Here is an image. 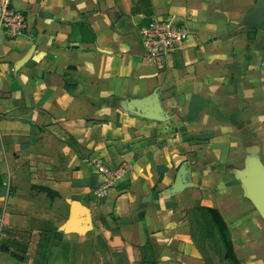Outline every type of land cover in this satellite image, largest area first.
Masks as SVG:
<instances>
[{"label":"crops","instance_id":"1","mask_svg":"<svg viewBox=\"0 0 264 264\" xmlns=\"http://www.w3.org/2000/svg\"><path fill=\"white\" fill-rule=\"evenodd\" d=\"M13 3L28 32H0V252L206 264L188 213L207 207L264 264V0ZM153 18L189 39L146 58Z\"/></svg>","mask_w":264,"mask_h":264},{"label":"built area","instance_id":"2","mask_svg":"<svg viewBox=\"0 0 264 264\" xmlns=\"http://www.w3.org/2000/svg\"><path fill=\"white\" fill-rule=\"evenodd\" d=\"M0 32L10 39L23 37L28 32L26 15L18 10L13 0H0ZM190 36L186 27L172 19L153 18L140 30L141 44L148 59L164 57L182 46ZM118 179L119 176H116ZM108 187L97 192L100 199L107 196ZM5 214L0 213V243L4 234Z\"/></svg>","mask_w":264,"mask_h":264},{"label":"trees","instance_id":"3","mask_svg":"<svg viewBox=\"0 0 264 264\" xmlns=\"http://www.w3.org/2000/svg\"><path fill=\"white\" fill-rule=\"evenodd\" d=\"M188 216L193 241L202 254L206 264L213 263L206 259L205 249L202 247L199 241L198 230L196 228L197 226L200 227L201 232H211L210 236L213 235L214 230L218 232L222 246L226 250L225 254L221 258L222 262H226L228 264H241L235 254L234 243L230 238L229 228L224 220L223 215L218 210L207 207H196L189 211ZM0 264L22 263L4 254L3 252H0Z\"/></svg>","mask_w":264,"mask_h":264},{"label":"rangeland","instance_id":"4","mask_svg":"<svg viewBox=\"0 0 264 264\" xmlns=\"http://www.w3.org/2000/svg\"><path fill=\"white\" fill-rule=\"evenodd\" d=\"M196 228L198 230L199 241L206 252V259L213 264H228L226 262H222L221 259L226 250L222 246L218 232L214 230L213 235L210 236L211 232H201L199 226Z\"/></svg>","mask_w":264,"mask_h":264},{"label":"water","instance_id":"5","mask_svg":"<svg viewBox=\"0 0 264 264\" xmlns=\"http://www.w3.org/2000/svg\"><path fill=\"white\" fill-rule=\"evenodd\" d=\"M88 223H89V224H91V220H90V217H89V215H88Z\"/></svg>","mask_w":264,"mask_h":264}]
</instances>
